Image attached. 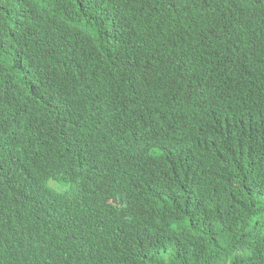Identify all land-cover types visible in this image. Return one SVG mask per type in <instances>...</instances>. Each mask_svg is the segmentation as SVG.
Here are the masks:
<instances>
[{
	"label": "trees",
	"instance_id": "trees-1",
	"mask_svg": "<svg viewBox=\"0 0 264 264\" xmlns=\"http://www.w3.org/2000/svg\"><path fill=\"white\" fill-rule=\"evenodd\" d=\"M19 4L29 26L12 36L0 25V110L8 98L38 133L15 126L11 116L0 131V264H18L11 249L31 248L60 264H93L78 248L101 243L90 233L95 221L113 232L119 218L125 226L115 242L143 250L150 264H264V210L232 194L253 162L256 119L264 120V0ZM155 61L166 66L156 71ZM240 72L262 78L259 104L243 96L233 76ZM198 73L199 93L181 92ZM113 91L136 97L139 109L112 104ZM10 111H0V121ZM62 133L70 139L59 149L46 144ZM255 149L264 157V143ZM119 158L137 165L140 176L136 167L125 178L98 175L97 187L146 195L145 205L138 214L104 207L92 217L90 168ZM48 179L70 191L63 218L51 215ZM245 188L264 200V181ZM99 264L131 263L106 257Z\"/></svg>",
	"mask_w": 264,
	"mask_h": 264
},
{
	"label": "clouds",
	"instance_id": "clouds-1",
	"mask_svg": "<svg viewBox=\"0 0 264 264\" xmlns=\"http://www.w3.org/2000/svg\"><path fill=\"white\" fill-rule=\"evenodd\" d=\"M19 6L20 8L17 9L16 0H0V25L5 26L9 34L12 36H14L20 29L27 28L30 23V21L24 17L20 4ZM114 12L120 15H124V10L120 8H117ZM93 42H100V40L96 38L95 40H93ZM154 63V68L156 71L166 66V64H163L159 61H155ZM99 66L97 67L98 69ZM71 68L75 71V63ZM84 69H89L88 63L84 64ZM233 76H237L238 81L243 84V96L246 99L252 100L259 104L262 96V78H257L249 72H240L239 74ZM233 76L226 77L221 83H223L228 78H232ZM199 85L200 74L198 73L195 78L189 80L188 83L184 84L183 88L180 89V91L194 96L195 94L199 93ZM53 96L60 100H62L63 98L59 95ZM109 101L120 108H128L134 106L135 108L139 109V104L136 100V97L134 99L126 98L121 96L119 93H116L115 91L111 92ZM6 108H10L12 109V111L6 114V116L0 121V131L5 130L7 126L10 125L8 117L11 116L12 119L17 122V125L15 126L25 127L27 131L37 135L38 130L37 128H35L32 121L29 124H23V122L21 121L23 112L16 108L8 98L6 101V105L2 110ZM244 116L246 118L254 117L251 113L245 111ZM56 117H58L62 123L65 121L67 112L62 108V106L56 114ZM255 125L257 126V133L254 135V138L250 143V154L252 156L253 162L249 168H245L243 170L242 176L237 178L235 182V188L232 190V194L238 199L241 205H244L247 208H259L264 210V207L260 204V200L263 199L255 197L250 191L245 188L246 182L264 181V157L262 155L258 156L256 154L258 152L255 149L258 145L264 143V120L257 118ZM59 136L60 139L46 144L52 146L53 148L59 149L61 140L70 139L65 138L63 133ZM135 167L138 169L135 176H140L141 169L137 165L130 166L126 161L124 162V164H122L120 158L114 166H110L101 162L97 167L90 168V180L92 181V183L88 181V185L93 189L94 195L97 199L93 207L88 211V214L90 216L95 218L98 217L99 209L104 207L110 208L112 213H117V211L119 210L128 209L132 211L133 214H138L139 210L145 205L144 200L145 198H147L146 195L135 193L128 194L125 192H105L99 189L96 184V178L98 175L105 177L125 178L133 174ZM65 171L70 172L67 169H65ZM155 171L158 172V174H161V170ZM247 171L249 172L250 176H248ZM50 184L51 180L48 179L47 186L51 191V215L53 216V218H63L66 215L68 209L66 197L70 191L61 192L60 190L65 188L60 186L59 184L56 189H52L50 187ZM63 184L74 185L71 183ZM228 207L229 202H227L226 205L218 206L220 210H226ZM8 210L13 214L12 207L10 205L8 206ZM73 211L77 212V209L75 208L73 209ZM261 216L262 215H259L255 218L257 219ZM124 226V220L119 218L116 221V228L113 230V232H110L106 229L104 222L95 221L93 227L97 228V232L94 233V231L90 228V233L93 237H101L102 241L100 244H96L94 247L89 246L88 249L78 248V255H82V258H84L85 261L91 262L93 264H99L106 257H110L112 258V261L121 263H123L124 261H129L131 264H150L149 256H145L143 254V250L132 247L131 245H124V247H122L115 242V240L121 238L122 228ZM19 239L20 238L17 235L16 238L13 239V241H19ZM23 241L33 244V237L31 236V234L24 232ZM161 251H157L152 254H157ZM11 255L16 259L18 264H60L56 261L52 253L48 252L47 250L34 251L32 250V248L30 250L11 249Z\"/></svg>",
	"mask_w": 264,
	"mask_h": 264
},
{
	"label": "rangeland",
	"instance_id": "rangeland-1",
	"mask_svg": "<svg viewBox=\"0 0 264 264\" xmlns=\"http://www.w3.org/2000/svg\"><path fill=\"white\" fill-rule=\"evenodd\" d=\"M66 119H67V117H66ZM65 119V120H66ZM58 186V184L56 183V182H51V184H50V187L52 188V189H56V187ZM65 189H61L60 191L61 192H67L68 191V189L66 188V187H64ZM260 204L264 207V200H260ZM261 218H263V217H258L256 220H260Z\"/></svg>",
	"mask_w": 264,
	"mask_h": 264
}]
</instances>
